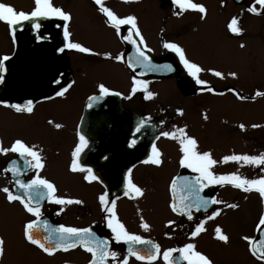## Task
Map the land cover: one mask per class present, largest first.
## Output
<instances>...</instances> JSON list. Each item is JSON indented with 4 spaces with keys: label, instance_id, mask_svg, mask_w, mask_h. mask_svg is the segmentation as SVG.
<instances>
[{
    "label": "flooded vegetation",
    "instance_id": "1",
    "mask_svg": "<svg viewBox=\"0 0 264 264\" xmlns=\"http://www.w3.org/2000/svg\"><path fill=\"white\" fill-rule=\"evenodd\" d=\"M235 1L242 6L257 4L255 0ZM164 6L169 7L174 15L179 14L177 8L180 7L174 0H164ZM101 13L89 22L112 37L109 45L102 47L103 52L91 50L85 53L66 47L68 43L87 47L73 38L72 18L68 21L59 17L22 21L16 26L14 35L6 23L7 37L0 45V61H3L0 65V77L3 78L0 80V145L10 148L17 139L29 146L35 145L42 157L43 167H29L25 157L19 153L0 152V214L7 230V237H2L4 245L0 264H89L93 259L92 254L80 244L67 251L57 249L51 255L31 244L26 239L25 227L33 220L37 221L34 234L42 241L48 234L46 228L55 229L64 225L91 229L96 238L108 241L109 251L118 254L115 258L107 257L105 264H122L125 258L128 264H167L163 253L169 248L179 250L188 243L194 244L195 250L207 256L212 264H250V244L244 239L248 237L244 233L248 227V198L250 192L260 193L255 189L244 191L230 183L208 184L200 191V196L209 201L206 209L192 207L191 219L183 210L173 211V205L182 208L180 196L186 194L179 190L182 178L194 180L200 176L193 168L181 164L184 153L180 139L183 136L177 130L183 129L184 134L197 141L196 152L210 153L216 163L209 171L216 176L236 173L248 179H258L264 176V165L219 159L218 130L213 127L215 113L208 110L209 106H215L217 94L206 92L205 86L198 84L197 78L180 64V69L172 76L152 77L159 65L153 57H165L174 52L166 49L161 39L148 42L136 20L138 36L143 38L139 41L142 43L140 49L147 51L145 53L153 66L147 68L135 64L133 68L145 70L143 74L147 78L139 77L138 72L132 71L125 63L127 42L122 39L124 33H134L135 30L131 25H122L117 30ZM162 23V30L173 28L170 15L165 16ZM36 24L40 27H35ZM65 25L70 33L67 38L64 36ZM144 27L155 28L147 24ZM246 27L254 28V21L251 19ZM247 30L239 33L229 31L228 34L240 38ZM137 44L136 41L131 43L133 63L138 54ZM154 45L160 47V53H155ZM4 56L9 59L3 60ZM117 56L122 58L117 60ZM137 80L144 83L135 85ZM100 84L107 87L109 93L98 101H91L92 106L89 107V98L101 95ZM234 90L244 102L260 96L255 97L258 91L251 90L249 86L241 88L242 91L238 88ZM61 92L63 95H59ZM148 92L154 95L146 98ZM210 94L211 99L206 100L205 96ZM227 95H231L230 92ZM28 101H32L31 113L17 112L9 106L24 105ZM202 121H205V126H202ZM227 123L228 119L225 120ZM263 124L260 120L244 118L240 124L244 125L243 128L239 126L236 131H220L221 137L229 141L222 144L224 152L228 156L264 153ZM164 132L174 134L176 138L164 136ZM81 135L87 140V147L74 157L73 152L80 145ZM154 147L159 152V165L145 162L153 156ZM74 159L84 171H72ZM12 162L20 168L18 174L10 170ZM89 168L98 179H85ZM36 176L54 184L55 196L81 203L56 204L45 190L38 204L32 201V206L40 209V216L37 217L29 213L20 201L7 199L4 188L14 195H26L16 180L27 183ZM129 179L143 190L142 195H125ZM174 180L178 185L175 193L171 187ZM104 193H107L108 207L112 206L111 201H115L117 217L129 233L160 246L157 259L138 260L129 256V243L115 239V234L107 225L110 213L105 211L99 199ZM213 200L221 203H212ZM233 204L237 207H229ZM214 212L218 214L212 217ZM239 213L241 219L235 216ZM202 221L205 230L193 237L192 231ZM144 223L149 225L147 229L142 227ZM217 227L221 231L228 229L233 237L227 242L219 240L215 231ZM132 247L140 255L154 251L152 244L136 243ZM180 257L179 251L170 255V259L175 258L179 264H188ZM254 259L264 262L259 255H254Z\"/></svg>",
    "mask_w": 264,
    "mask_h": 264
},
{
    "label": "rangeland",
    "instance_id": "2",
    "mask_svg": "<svg viewBox=\"0 0 264 264\" xmlns=\"http://www.w3.org/2000/svg\"><path fill=\"white\" fill-rule=\"evenodd\" d=\"M4 2L12 4L16 9H25L28 12L34 8V0H4ZM193 2L204 5L206 13L177 8L179 14L174 15L169 7L164 6V0H103L104 5L119 16H135L140 26L139 30L148 42L161 39L164 43H176L184 50L187 58L202 69L195 78L207 82L204 84L206 92H209L207 88H212L217 94L214 99L215 106H209L208 110L212 114L215 113L216 121L213 119V127L218 130L216 143L220 159L228 156L222 144L229 142L224 136L221 137L220 131L225 129L236 131L244 118L264 122V95L244 102L236 96L237 93L234 90L238 88L242 91L241 88L249 86L251 90L255 89V91L264 93L263 7L260 4L249 3L242 6L238 5L235 0H193ZM52 3L71 14L73 38L96 52H103L102 47L109 45L112 40L111 35L100 27L96 29L93 22H89L92 18L102 14L96 0H52ZM253 5L257 8L255 13L249 11ZM168 15H170L173 28L162 30L163 18ZM233 18H236V27L242 32L243 29L244 31L249 29L251 32L247 30L240 38L231 36L232 39L228 32L231 31L229 24ZM251 19L254 21V28H247L246 25ZM145 24L155 28L149 29L144 27ZM6 27V23L0 21V45L7 37ZM152 47L155 53L161 52L157 45ZM215 71L223 75L218 77ZM231 73L235 75H230ZM226 92H230L231 95H227ZM210 95L205 96V99H211L212 95ZM227 119L228 123L225 124ZM223 123L225 127L221 128ZM205 125V121H202V126ZM263 213L264 198L256 192H250L248 227L244 229L248 237L256 238L258 221ZM235 216L238 219L242 217L240 213ZM222 231L228 239L233 237L228 229ZM0 236L1 238L7 237L5 220L1 214ZM201 245L205 247L204 244ZM250 264H264V262L255 261L250 250Z\"/></svg>",
    "mask_w": 264,
    "mask_h": 264
},
{
    "label": "snow or ice",
    "instance_id": "3",
    "mask_svg": "<svg viewBox=\"0 0 264 264\" xmlns=\"http://www.w3.org/2000/svg\"><path fill=\"white\" fill-rule=\"evenodd\" d=\"M96 3L100 6L101 11L106 15L108 23L111 24L114 28L119 30L122 25H131L132 29L135 30V34L139 35V30L136 26V17L133 15H129L124 18H120L117 16L115 12H113L111 9L106 7L103 3V0H96ZM174 3L179 5V7L182 10H198L200 13H206L205 6L202 4H198L193 2V0H174ZM255 3L260 4L262 7H264V0H255ZM249 11L251 12H257V8L255 5L249 8ZM49 17H59L60 19L64 21H68L71 18V14L64 11L62 8L55 6L52 3V0H34V8L30 12H25L23 10H17L15 6L12 4L4 2V0H0V21H3L7 23L10 26V29L14 35L16 26L20 25L22 21H31L34 18H49ZM237 20L236 18H233L231 23L229 24V28L234 33H239L241 30L236 27ZM35 27L39 28L40 25L36 24ZM70 33L67 30V26L65 25L64 30V36L67 38L69 37ZM127 40L132 39V32L130 31L129 35L125 37ZM141 39H143L141 37ZM135 43V41H132ZM166 49H170L173 52L177 53L179 55L180 60L183 62L184 66L188 69V72L191 76L197 77V74L202 71V69L195 63L189 61L184 53V50L175 43H165L163 45ZM66 47L71 49H77L81 52L88 53L91 51V49L82 46L79 43H68ZM63 51V49H61ZM137 56L135 59V62L129 61L130 64L133 66L135 64H142L147 68H152L151 60L147 56V54L142 51L139 46L137 47ZM110 55V54H109ZM117 60L121 59L122 57L117 56L115 57ZM9 59L8 56H4L3 60ZM3 61H0V65H2ZM169 67L170 66H166ZM215 75L218 77H221L223 74L219 71H215ZM230 75H235V73H231ZM3 78L0 77V80ZM196 82L198 84L204 85L207 82L204 80H201L197 78ZM144 82L142 81H135V85H141ZM133 87V92L136 91V87ZM100 89V96H93L90 97V103L89 107L92 106L91 101H98L103 95H107L109 93V89L105 87L103 84L99 85ZM207 91L211 92L213 91L212 88H207ZM59 95H63V92L59 93ZM154 95L152 92L147 93L146 98H151ZM257 95H264V93L258 92ZM243 98V97H241ZM17 112H29L31 113L33 111L32 107V101H28L26 104H14L9 105ZM56 127H60V125H56ZM241 128L244 127V125H240ZM256 127V125H254ZM139 131V129H137ZM183 138L180 139V143L182 146V151L184 153V157L181 160V164L185 165L187 167L193 168L195 171L200 173V176L196 179L192 180L188 177L182 178V183L179 185V190L182 194L180 196V200L182 202V208H177L175 205H173V211H185L188 213V218L191 219V212L190 209L192 207H195L197 210L200 208H207L209 201L203 197L200 196V191L202 190V187H206L208 184H224V183H230L234 187L240 188L244 191H251L253 189L257 190L262 197H264V176L258 178V179H248L246 177H241L237 175L236 173H231L227 175H220L216 176L211 171H209V168L211 165L215 164L216 161L211 159L210 153L204 152V153H198L195 151L197 141L187 136L183 133V129H178ZM164 136L172 135L173 138H176L174 134H170L168 132L162 133ZM87 140L83 135L80 136V145L77 146L76 150L73 152V156L77 157L79 153L83 150L84 147H87ZM15 152L19 153L22 157H25V163L29 165V167H35V168H42L43 162L42 157L40 153L36 150V146H29L25 144L24 141L17 139L14 141V143L11 145L10 148H4L2 145H0V152L7 153V152ZM153 156H150L148 158V161L145 162H151L153 164L159 165L161 163V160L159 159V152L153 148ZM31 159H28V158ZM225 162L227 161H237V162H243L245 164H253V165H264V153H261L260 155H231V156H225L223 158ZM13 166L11 167V171L13 173L18 174L20 172V168L16 166L15 162H12ZM72 171H84L85 169L83 167H80L77 163V161L74 159L73 163L71 165ZM88 175L85 176L86 180H96L98 179L97 176H95L92 173V170L89 168L87 169ZM16 184L21 188L25 190L26 195H14L12 194L8 188H4L3 191L7 193V199L9 201H20L26 210L29 213L35 214L37 217L40 216V209L38 206H32V201H38L40 198H42L45 194V190L47 191V195L56 203V204H71V203H81L79 200H72V199H66L63 197L55 196L54 193L56 192V188L54 184H52L47 179L41 178L40 176H36V178L30 180L29 182L25 183L22 180L17 179ZM172 190L175 193L177 191L178 185L176 183V180L172 183ZM127 191L125 192V195H128L129 193H134L135 195H142L143 190L138 187L136 184L132 183V181L129 179L128 185H127ZM35 193V194H33ZM107 193L102 194L99 199L102 205L105 206V211L110 213V215L107 218V225L112 230V232L115 234V239L117 241H125L129 243V247L127 249L129 256H135L138 260H148L153 261L157 259V255L160 251V246L158 244H154L151 241L143 240L140 236L129 233L124 224L120 222V220L117 217V214L115 212V201H111V207H108L109 200L106 198ZM212 203H221V201L213 200ZM229 207H237V205H229ZM217 212H214L212 214V217L217 215ZM212 217H209L211 219ZM203 221L196 225V228L194 231H192L191 235L193 237L197 236L200 232L204 231L203 227ZM37 225V221L33 220L30 221L26 227H25V236L26 239L33 245H37L40 249H42L45 253H48L51 255L54 253L57 249H63L64 251H67L70 247H75L77 244L82 245L86 251L90 252L92 254L93 259L89 261V264H105V261L107 257L111 256L115 258L118 254L114 251L108 250V241L107 240H101L95 237V234L92 233L91 229L89 228H75V227H65L64 225H60L58 228L52 229V228H46L47 236L43 238V241L36 237L34 234V228ZM260 226H264V215H261L258 225H257V231L261 230ZM142 227L147 229L149 227L148 224L144 223L142 224ZM216 235L219 240L227 242L228 236L223 234L221 229L219 227L216 228ZM53 233H56L54 237ZM245 240H248L250 242V250L253 255H259L262 259H264V240H261L257 242L255 238L253 237H244ZM140 243V244H152V249L154 251H148L146 255H140L137 250H135L132 245ZM260 245L258 248L257 245ZM3 245L4 240L0 238V255L3 253ZM174 251H179L181 253V259L186 260L188 264H212V262L208 259L207 256L200 253L199 251L195 250V245L192 243H188L183 246V248L177 250L169 248L163 253V258L165 261H167V264H179V261L175 258L170 259L171 253ZM122 264H128L127 258L122 262Z\"/></svg>",
    "mask_w": 264,
    "mask_h": 264
},
{
    "label": "water",
    "instance_id": "4",
    "mask_svg": "<svg viewBox=\"0 0 264 264\" xmlns=\"http://www.w3.org/2000/svg\"><path fill=\"white\" fill-rule=\"evenodd\" d=\"M128 35H129V33H124L122 35V39L127 42V46H126V49L124 52V58H125L126 64L132 71L133 70L137 71L139 77L141 76V77L147 78L143 74L145 72V70H141V68H137L135 70V68H133V65L129 63V61H132V57H131V43H133L132 41H136L138 43L137 45L139 46V48H141L142 43L140 44L141 41L135 35V33H132V39L131 40L125 39V37H127ZM144 52H147V51H144ZM175 56L176 55L170 54L164 58L153 57L154 62H158L159 65H158V70L154 69L153 73L155 76H152V77H157L158 75H160L159 77H169V76L174 75V71L177 72L180 69V67H179L180 63L178 61V58ZM166 66H170V68L166 67ZM95 96H98V95H95ZM260 229L261 230H259L258 235L255 239L257 242L264 240V226H262ZM257 246H258V248L260 247L259 244Z\"/></svg>",
    "mask_w": 264,
    "mask_h": 264
}]
</instances>
